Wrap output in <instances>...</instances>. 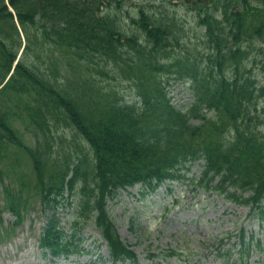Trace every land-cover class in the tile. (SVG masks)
I'll use <instances>...</instances> for the list:
<instances>
[{
    "label": "trees",
    "instance_id": "obj_1",
    "mask_svg": "<svg viewBox=\"0 0 264 264\" xmlns=\"http://www.w3.org/2000/svg\"><path fill=\"white\" fill-rule=\"evenodd\" d=\"M108 1L104 10L101 0H0V168L5 161L15 167L9 155L17 148L33 173L15 171L19 184L3 190L0 214L8 211L14 228L23 223L31 181L44 210L54 209L40 247L53 257L69 255L78 249L76 236L67 235L55 210L77 191L80 219L96 224L114 264L138 263L108 210L109 199L136 185L154 191L190 179L198 189L250 206L251 216L264 221V121L252 114L264 100V85L248 69L254 41L264 44V8L234 0L225 6V20L200 15L208 53L199 58L181 49L185 38L175 20L155 21L141 12L134 24L141 33L130 35L109 12L122 10L123 0ZM21 32L26 47L15 64ZM99 76L127 81L134 99L102 85ZM172 79L189 83L193 103H173ZM17 122L32 132L35 146L25 142ZM68 130L70 140L59 134ZM197 161L202 174L191 179L188 164ZM237 237L240 260L264 247L245 228Z\"/></svg>",
    "mask_w": 264,
    "mask_h": 264
},
{
    "label": "rangeland",
    "instance_id": "obj_2",
    "mask_svg": "<svg viewBox=\"0 0 264 264\" xmlns=\"http://www.w3.org/2000/svg\"><path fill=\"white\" fill-rule=\"evenodd\" d=\"M184 1L129 0L123 3L122 10H112V12L118 14L121 25L131 33L137 28L132 27L129 18L137 17L140 9L148 12L166 11L168 16H173L185 38L181 41V49L189 51L191 57H204L208 53L205 48L206 29L199 25L200 15L191 8L190 4H184ZM179 3L183 5L179 7ZM25 41L26 37L22 35V45ZM252 46L256 49L251 53L248 69H253L255 78L262 86L264 56L259 54V50L264 48V44L256 39ZM21 51L22 49L18 55ZM67 61L63 59L61 62L64 64H59L64 75L69 72ZM97 81L102 85L117 88L126 100L134 99L127 81H113L105 76H99ZM170 84L169 92L176 106L184 108L185 105L193 102L191 94L188 93L189 84L173 79ZM263 110L264 100L252 114L264 121ZM15 125L24 136L25 142L32 147L35 146L32 132L20 122ZM260 129L264 130V125ZM59 134L68 140L73 135L69 130ZM80 144L87 147L84 142ZM63 145L66 150L69 149L67 143ZM62 147L57 143L55 149L61 152ZM13 152L15 154H10L9 159L15 167H10L5 161L0 168L2 172L0 208L4 206L3 190L9 185L19 184L16 172L25 173L33 178L29 159H26L17 148ZM16 158H19L20 162ZM201 172L202 164L197 161L189 165L186 176L198 179ZM189 181L190 179L187 182H166L154 191L137 185L120 191L115 199H109L108 210L117 232L138 256V264H264V247L262 249L255 247L247 260L240 261L235 251L229 252L231 246L238 244L237 236L231 242L226 238L229 233L237 235L242 228H245L248 230V235L253 234L255 239L264 241V221L250 215V206L231 203L213 189L210 191L195 189L193 185L188 184ZM31 185V181H28V187L24 190L27 208L22 224L14 228L12 227L14 217L8 211L0 214V264H113V259L96 224L91 220L85 223L80 219V196L77 191L73 197L65 199L63 206L56 209L55 213L59 225L65 229L67 235L77 236L80 250L60 258L46 254L47 252L40 248L41 235L48 215L54 209L44 210L40 198L29 187ZM75 222H81L82 226L74 227ZM223 239L225 243L221 247L219 243ZM236 248H239V245ZM170 251L177 252V255L170 256Z\"/></svg>",
    "mask_w": 264,
    "mask_h": 264
},
{
    "label": "flooded vegetation",
    "instance_id": "obj_3",
    "mask_svg": "<svg viewBox=\"0 0 264 264\" xmlns=\"http://www.w3.org/2000/svg\"><path fill=\"white\" fill-rule=\"evenodd\" d=\"M251 2L254 3L255 5H258L259 8L263 9L264 8V2L262 0H236L237 3L239 2ZM174 3H177V1H173ZM234 0H185L183 3L184 4H190L191 8L196 11L197 14H202L206 13L208 15L215 16L217 19H222L225 20L227 15L225 16L224 11H225V6H228L229 3L236 4ZM109 1L108 0H101V8L104 10H107L106 8L108 6ZM183 4L179 3V7L182 6ZM239 8L236 7V9L233 10V13H236ZM142 10V9H141ZM144 12V11H141ZM140 12V14H141ZM162 12L166 14V11H150L149 16L152 17L155 21L156 20H161L164 15H162ZM153 13V14H151ZM217 14H220L219 16H216ZM162 15V16H161ZM225 16V19H224ZM141 19V17H140ZM132 27L135 28L136 25L135 22H137V19L132 18L130 20Z\"/></svg>",
    "mask_w": 264,
    "mask_h": 264
}]
</instances>
